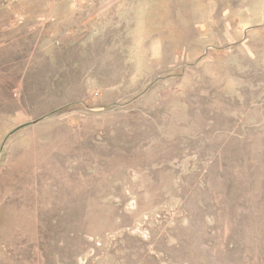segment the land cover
<instances>
[{
    "label": "rangeland",
    "instance_id": "rangeland-1",
    "mask_svg": "<svg viewBox=\"0 0 264 264\" xmlns=\"http://www.w3.org/2000/svg\"><path fill=\"white\" fill-rule=\"evenodd\" d=\"M0 264H264V0H0Z\"/></svg>",
    "mask_w": 264,
    "mask_h": 264
},
{
    "label": "bare ground",
    "instance_id": "bare-ground-1",
    "mask_svg": "<svg viewBox=\"0 0 264 264\" xmlns=\"http://www.w3.org/2000/svg\"><path fill=\"white\" fill-rule=\"evenodd\" d=\"M5 120V119H4ZM33 161V156L31 153L27 152V151H23L16 159L14 162V171H26V169L29 167V165L32 163ZM13 172V171H12ZM29 172V171H28ZM29 174V173H28ZM9 178V177H8ZM34 198V197H33ZM21 203V202H20ZM28 205V204H27ZM24 211L22 213H20L19 217L23 218L24 217ZM13 215V214H12ZM24 220V219H23ZM19 222V223H17ZM20 222L22 221H14L11 219L10 222V226L11 227H19L20 226Z\"/></svg>",
    "mask_w": 264,
    "mask_h": 264
}]
</instances>
